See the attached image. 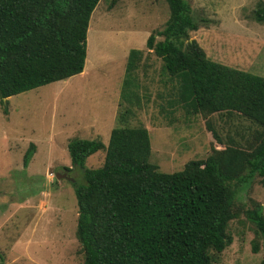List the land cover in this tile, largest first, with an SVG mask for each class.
Masks as SVG:
<instances>
[{"label":"trees","instance_id":"1","mask_svg":"<svg viewBox=\"0 0 264 264\" xmlns=\"http://www.w3.org/2000/svg\"><path fill=\"white\" fill-rule=\"evenodd\" d=\"M98 1L0 0V100L82 72L89 17ZM164 2L167 19L144 47L174 82L170 105L187 115L235 114L253 123L255 131L251 140L229 141L173 173L148 162L144 127L112 128L105 145L98 139L69 140L71 169L64 170H78L82 179L70 182L81 264H214L213 254L231 243L227 224L240 214L253 227L251 252L260 248L258 264H264L263 207L255 202L244 207L237 200L254 181L264 186V78L206 58L189 39L198 27L188 3ZM253 20L264 24L263 3H257ZM140 57L136 49L126 56L121 98L127 105ZM121 113L116 121L122 122L128 110ZM209 132L219 142L210 127ZM98 151L104 153L101 166L87 169L85 160ZM33 152L29 144L23 162Z\"/></svg>","mask_w":264,"mask_h":264},{"label":"rangeland","instance_id":"2","mask_svg":"<svg viewBox=\"0 0 264 264\" xmlns=\"http://www.w3.org/2000/svg\"><path fill=\"white\" fill-rule=\"evenodd\" d=\"M185 1L198 27L189 39L206 58L264 78V24L253 20L257 3L264 0ZM167 16L164 0H99L88 22L85 75L0 100L3 264H81L73 189L66 178H55L64 173L82 182L78 170H64L71 169L69 140L98 139L105 145L112 128L144 127L149 136L148 162L162 173L178 172L187 161L203 160L229 141L240 145L251 140L255 125L235 114L187 115L170 105L174 82L167 81L160 61L144 47ZM130 49L140 50L141 57L131 72V105H127L121 91ZM124 110H128L124 120L116 121ZM29 144L34 152L23 162ZM103 156V151L92 154L85 167H100ZM237 200L244 207L258 203L264 217V186L258 182L239 191ZM252 228L242 214L231 220L226 228L231 243L213 254L214 264H258L262 251L251 252Z\"/></svg>","mask_w":264,"mask_h":264},{"label":"crops","instance_id":"3","mask_svg":"<svg viewBox=\"0 0 264 264\" xmlns=\"http://www.w3.org/2000/svg\"><path fill=\"white\" fill-rule=\"evenodd\" d=\"M84 62H86V58H85V61ZM84 66H85V64H84ZM83 66V69H82V72L80 73V74H78V78H80V77H82L81 75H85V73H86V70H85V67ZM76 76V75H75ZM83 78H85V77H83ZM69 79V78H68ZM71 79H69L68 81H66L67 82V84L69 83V81H70Z\"/></svg>","mask_w":264,"mask_h":264},{"label":"water","instance_id":"4","mask_svg":"<svg viewBox=\"0 0 264 264\" xmlns=\"http://www.w3.org/2000/svg\"><path fill=\"white\" fill-rule=\"evenodd\" d=\"M55 178H56V179H59V178H66L67 180H69L70 182H72V179L65 177L64 174H63V175L55 174Z\"/></svg>","mask_w":264,"mask_h":264},{"label":"flooded vegetation","instance_id":"5","mask_svg":"<svg viewBox=\"0 0 264 264\" xmlns=\"http://www.w3.org/2000/svg\"><path fill=\"white\" fill-rule=\"evenodd\" d=\"M64 174V173H63ZM64 176H65V174H64Z\"/></svg>","mask_w":264,"mask_h":264}]
</instances>
